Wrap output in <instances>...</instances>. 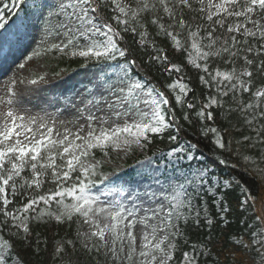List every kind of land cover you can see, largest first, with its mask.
I'll use <instances>...</instances> for the list:
<instances>
[{
    "label": "snow or ice",
    "instance_id": "1",
    "mask_svg": "<svg viewBox=\"0 0 264 264\" xmlns=\"http://www.w3.org/2000/svg\"><path fill=\"white\" fill-rule=\"evenodd\" d=\"M195 3L198 7L193 0H56L51 5L10 0L0 8V28L19 16L22 5L39 9L42 16L47 12L45 35L52 42L42 41L45 51L82 58L83 66L97 70L95 83L78 101L65 100L66 110L78 118L67 121L74 131L67 126L60 131L47 112L41 116L23 107L14 85L0 96V264H29L23 251L40 249L41 233L35 228L53 222L71 227L76 218L88 231L77 232L76 240L58 241V257L66 246L79 243L85 252L102 255L104 264H208L209 257L213 264H264V188L257 195L217 175L202 163L200 140L182 138L187 123L221 153L233 152V143L237 148L247 143L255 158L246 154L244 159L264 172L259 168L264 162V0ZM241 17L242 22L226 27L229 18ZM128 37L144 53L141 63L125 43ZM214 61L228 70L210 69ZM188 66L206 89L202 98L186 82ZM145 67L172 78L163 86L171 95L139 74L137 69ZM234 117L250 133L239 140L230 138ZM225 122L229 127L222 126ZM165 135L175 146L165 154L172 169L163 182L150 177L142 190L128 189L127 206L122 188L114 201L93 194L97 183L113 184L99 172V161L90 162L94 150L107 154L109 148L143 147ZM218 163L228 165L226 159ZM26 170L30 176L22 175ZM46 184L53 187L45 189ZM235 189L240 198L233 209L228 195ZM208 197L217 209L216 222L226 227L235 211L242 214L243 231L215 239ZM201 220L207 237L189 244L177 261L178 238L185 234L180 222L199 226ZM74 264H81L80 257Z\"/></svg>",
    "mask_w": 264,
    "mask_h": 264
},
{
    "label": "rangeland",
    "instance_id": "2",
    "mask_svg": "<svg viewBox=\"0 0 264 264\" xmlns=\"http://www.w3.org/2000/svg\"><path fill=\"white\" fill-rule=\"evenodd\" d=\"M36 2L51 5L56 0H36ZM30 12L34 14L25 18V21L22 19L23 22H21V15L18 16L15 20L16 23L0 37V96H4L6 87L14 85L17 92L22 93L23 107L31 113L41 116L47 112L56 119L60 131H63V126L72 128L74 131L73 124H68L67 121L78 118L71 111L66 110L65 100L68 98L78 101L79 95L95 83L94 73L97 70L88 64L87 67L68 74L57 71L52 61V52H46L47 44L42 43V41L52 42V38L45 35L44 21L47 12L43 16L37 8L34 11L30 9ZM229 20V23L235 24L242 22L243 18L241 17L239 20L229 18ZM23 23L26 25L21 27ZM17 36L18 40L15 39ZM10 38L15 41H9ZM6 41H8V48L4 52L2 49L6 45ZM22 64L23 68L20 67ZM41 76L44 77V80L39 79ZM32 79H37V84H31ZM17 81H23V83H17ZM108 151L112 155L105 154L101 164L109 169L105 174L113 180V184L107 187L101 184L92 189L93 194L100 195L102 201L118 199L116 189L122 188L125 195L122 202L127 206L128 189L140 191L152 182L150 177H159L163 182L164 175H171L172 165L169 164L168 158L161 161L156 153L147 154L146 145L141 147L133 144L131 147L124 146L118 150L109 148ZM149 158L152 161L150 164ZM90 162L95 163L96 161L92 159ZM104 192H108L109 195H102ZM77 225L79 232L88 231V225L83 224L79 218H77ZM139 227H137V231H139ZM81 249L83 250L82 247ZM77 257H80L81 264H85L83 253L78 250L66 253L63 262L68 261L70 264H74Z\"/></svg>",
    "mask_w": 264,
    "mask_h": 264
},
{
    "label": "trees",
    "instance_id": "3",
    "mask_svg": "<svg viewBox=\"0 0 264 264\" xmlns=\"http://www.w3.org/2000/svg\"><path fill=\"white\" fill-rule=\"evenodd\" d=\"M10 0H3V2H0V8L3 7L4 3H8ZM194 7H198L196 3L193 0ZM22 10L19 11L22 12L21 14L23 16H32L34 13L30 12L31 10H35L34 7H29L27 5L21 6ZM6 14L8 10H5ZM194 15V13L188 12L187 16ZM186 16V18H187ZM16 16H11L8 18V21L6 23V26L4 28H0V33L14 20ZM230 20L226 22L229 23ZM197 23H201L200 21H197ZM150 31H154L152 27H150ZM220 29H217V32L219 33ZM240 39H243L242 37H239ZM126 45L130 48L131 54L133 57H135L138 61V63H141L145 59L144 53L137 48V45L133 42V39L131 37H128L126 39ZM162 46L167 47V42H162ZM52 61L55 65V69L57 71H65V72H73L76 70H79L84 65V60L79 57H71V56H64L61 54H57L55 52L52 53ZM184 54H180V58H183ZM175 62V61H174ZM211 68H218L221 71L228 70V66L224 65L222 62L214 61L210 63L209 65ZM139 74L142 77L150 78L154 83L157 84L158 87H161V90L166 91V94L171 95V92H169L166 88L163 86L167 83L172 82V78L167 77L164 74L159 73L155 68H148L145 67L143 71L140 69H137ZM203 74V73H200ZM183 75L186 78V82H190L192 86L195 87L196 91L195 94L198 98H202V93L206 91V89L202 88L198 84V72L196 69L192 68L191 66H188L186 71L183 73ZM244 100H247V94L243 97ZM183 123V122H182ZM233 125H236V127L232 128L230 132V138H234L235 140H239L242 136L250 134L248 129L245 127L239 126L237 122V118H233L231 121ZM223 127H229V123L225 122L222 124ZM182 138H188L192 139L194 142L196 140H200V152L203 154L202 157V163L205 164L207 167H212L213 171L222 177L225 178H232L235 180L238 184L241 186H247L252 189L254 194L259 195L262 188H264V172L259 171V169L256 167L255 164H253L250 161H246L244 159V155L251 154L253 158H255V150H251L247 147V143L240 144L239 148H237L236 144L233 143L232 148L233 152H223L221 153L220 150L212 149L211 145L207 140H202L198 133L196 132V129L189 127L187 123L184 124V132L182 133ZM175 145H172L169 143L167 139V135H165L163 138L154 137L152 142L147 144V147L149 151L153 152H159V153H167L170 148L174 147ZM104 155L101 154V152H98L94 150V159L97 161H101L103 159ZM220 159H226L228 161V165H222L219 164L218 161ZM185 163H187L185 161ZM259 168H264V162H261L259 164ZM107 171V168L100 166L99 172L104 173ZM22 175L30 176V173L26 170L25 173ZM100 183H97V185L94 187L100 186ZM53 185L46 184L45 189L51 188ZM36 194V193H34ZM240 198V190L235 189L231 190L228 195V202L231 205L233 209H236L237 207V201ZM20 197H16V201H20ZM211 197H208V206L209 210L212 214V218L214 219V223L212 225V235L215 239H221L224 237H227L229 234L233 233H240L243 231L244 225L241 223V213L233 212L230 215L231 223L228 224L226 227L218 222L216 220L218 219L216 217L217 209L212 207L211 204ZM26 202V201H25ZM9 207H12L11 205ZM40 207H43L41 204ZM261 208V204L259 199H257L255 209L259 210ZM252 212L248 213V216L251 217ZM2 218V217H0ZM182 229L184 231V236L178 238V249L176 253V260L179 261L180 259V253L182 250H187L188 245L191 243H197L199 244L202 242L208 235V227L207 225L201 221L199 226L195 222H188L186 225L183 221L180 222ZM34 231H38L41 233V241H40V249L38 252H34L33 249L28 248L27 250L23 251V255L25 257V260L29 262V264H70L68 261H64V255L71 250H78L82 251L83 257L85 259V264H104V258L102 255L98 256L95 253H87L84 251V249H81V246L79 243H77L76 248L69 246H66V251L61 253L59 257L55 253V248L57 246L58 241H61L62 239H73L76 240V234L79 232V228L77 225V218L74 220L71 227L68 225H57L55 222L51 224H44L41 225L39 228H35ZM45 241L47 243H45ZM223 247L227 248L228 244L226 241L223 243ZM213 257H209L208 264H213Z\"/></svg>",
    "mask_w": 264,
    "mask_h": 264
}]
</instances>
